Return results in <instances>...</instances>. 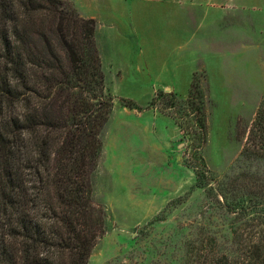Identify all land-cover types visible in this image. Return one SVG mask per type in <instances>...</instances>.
<instances>
[{
  "label": "rangeland",
  "instance_id": "374dc122",
  "mask_svg": "<svg viewBox=\"0 0 264 264\" xmlns=\"http://www.w3.org/2000/svg\"><path fill=\"white\" fill-rule=\"evenodd\" d=\"M64 1L81 15L75 0ZM191 3L185 42L201 61L221 64L222 72L213 76L223 78L230 90L212 89L207 71L199 69L208 99V137L201 146L167 114L172 109L163 112L160 102L150 106L157 91L173 90L149 95L152 80L105 74L114 107L92 186L95 203L105 211L106 232L88 264H210L215 254H227L232 264L264 260V157L243 155L264 101V0ZM164 23L155 10L152 24L160 33ZM102 48L107 60L111 51ZM188 92L175 91L183 99ZM130 99L137 107L126 105ZM151 109L163 116L159 135L154 127L152 138L144 140L131 124Z\"/></svg>",
  "mask_w": 264,
  "mask_h": 264
},
{
  "label": "trees",
  "instance_id": "16d2710c",
  "mask_svg": "<svg viewBox=\"0 0 264 264\" xmlns=\"http://www.w3.org/2000/svg\"><path fill=\"white\" fill-rule=\"evenodd\" d=\"M96 29L64 0H0V264H88L106 232L92 174L114 99ZM207 101L197 71L186 98L159 90L150 106L172 109L202 146ZM252 154L264 157V101L243 147Z\"/></svg>",
  "mask_w": 264,
  "mask_h": 264
},
{
  "label": "crops",
  "instance_id": "0c3cea01",
  "mask_svg": "<svg viewBox=\"0 0 264 264\" xmlns=\"http://www.w3.org/2000/svg\"><path fill=\"white\" fill-rule=\"evenodd\" d=\"M153 1L75 0L81 15L97 22L96 39L105 74L110 72L123 81L152 80V88L147 90L149 95L156 89L185 94L190 88L193 74L204 68L212 89L229 91L230 86L225 89L227 84L223 78L214 77L215 73L222 72L221 64L215 59L201 61V55L193 56L191 48L185 42L192 0H161L166 1L163 5L157 2L154 4ZM155 10L161 12L165 19L162 33L161 28L152 24ZM103 45L112 54L108 55L107 60L104 58ZM181 81L182 85H178ZM153 82L159 83L154 86ZM181 86L185 89L184 92L179 91ZM161 117L163 116L157 110H146L143 114L136 115L131 125L136 126L144 140L152 138L150 130L156 127L158 138Z\"/></svg>",
  "mask_w": 264,
  "mask_h": 264
}]
</instances>
